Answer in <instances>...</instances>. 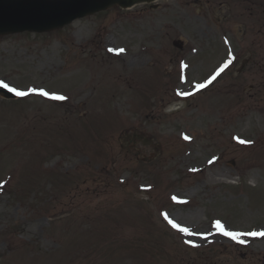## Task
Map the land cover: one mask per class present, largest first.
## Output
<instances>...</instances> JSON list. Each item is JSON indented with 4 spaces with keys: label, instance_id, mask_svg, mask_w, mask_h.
<instances>
[{
    "label": "rangeland",
    "instance_id": "374dc122",
    "mask_svg": "<svg viewBox=\"0 0 264 264\" xmlns=\"http://www.w3.org/2000/svg\"><path fill=\"white\" fill-rule=\"evenodd\" d=\"M155 3L0 36V264H264V0Z\"/></svg>",
    "mask_w": 264,
    "mask_h": 264
},
{
    "label": "water",
    "instance_id": "95a60500",
    "mask_svg": "<svg viewBox=\"0 0 264 264\" xmlns=\"http://www.w3.org/2000/svg\"><path fill=\"white\" fill-rule=\"evenodd\" d=\"M153 0H0V35L60 28L114 5L128 8ZM0 94L10 97L0 87Z\"/></svg>",
    "mask_w": 264,
    "mask_h": 264
},
{
    "label": "snow or ice",
    "instance_id": "6c2138e0",
    "mask_svg": "<svg viewBox=\"0 0 264 264\" xmlns=\"http://www.w3.org/2000/svg\"><path fill=\"white\" fill-rule=\"evenodd\" d=\"M120 52H123L124 50L123 49H120L119 50ZM228 63H231V61H229ZM228 63H226L223 67H221L218 72L216 73V75H214L209 81L208 83H211L212 80H215L216 79V76H218L220 74V72H223L225 68L228 67ZM207 85L206 84H200V85H197L198 88H204L206 87ZM0 87H3V88H6L8 89L9 91L11 92H14L17 96H25V95H28L27 92H24V91H19L18 89L16 88H12L10 87L7 83H4L3 81H0ZM30 91H37L36 89H32ZM40 94L41 95H44V96H51V98H54V99H65V97L63 96H56V95H53V94H50L46 91H43L41 90L40 91ZM186 139L188 137H185ZM241 143H247V141H240ZM173 199H176L175 197ZM165 218L167 219V214L165 213ZM170 223L173 224V227H176L178 228L180 231L182 232H189V230L187 228H181L178 224H176L174 221H171L169 220ZM218 229H220V231L226 235V236H229L231 237L232 239H235V240H239L240 236L241 235H244L243 233H235V232H230V231H227L224 226L220 223V221H216V225H215ZM247 235H252V236H258V235H264V233L262 232H251V233H247ZM240 242H243V241H240Z\"/></svg>",
    "mask_w": 264,
    "mask_h": 264
},
{
    "label": "bare ground",
    "instance_id": "6f19581e",
    "mask_svg": "<svg viewBox=\"0 0 264 264\" xmlns=\"http://www.w3.org/2000/svg\"><path fill=\"white\" fill-rule=\"evenodd\" d=\"M214 83H215V82H214ZM214 83H213V84H214ZM213 84H212V85H213ZM210 86H211V85H210ZM206 89H207V88H206Z\"/></svg>",
    "mask_w": 264,
    "mask_h": 264
}]
</instances>
